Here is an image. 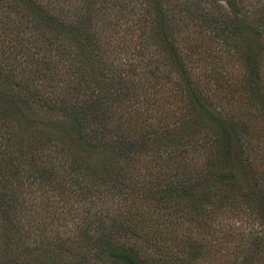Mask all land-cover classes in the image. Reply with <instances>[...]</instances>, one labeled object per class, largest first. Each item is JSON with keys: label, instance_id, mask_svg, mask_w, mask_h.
I'll list each match as a JSON object with an SVG mask.
<instances>
[{"label": "trees", "instance_id": "obj_1", "mask_svg": "<svg viewBox=\"0 0 264 264\" xmlns=\"http://www.w3.org/2000/svg\"><path fill=\"white\" fill-rule=\"evenodd\" d=\"M0 264H264V0H0Z\"/></svg>", "mask_w": 264, "mask_h": 264}]
</instances>
